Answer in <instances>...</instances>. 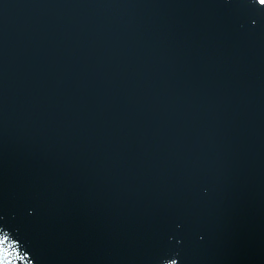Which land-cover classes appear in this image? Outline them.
Returning <instances> with one entry per match:
<instances>
[{
  "label": "water",
  "instance_id": "95a60500",
  "mask_svg": "<svg viewBox=\"0 0 264 264\" xmlns=\"http://www.w3.org/2000/svg\"><path fill=\"white\" fill-rule=\"evenodd\" d=\"M0 264H264V5L0 0Z\"/></svg>",
  "mask_w": 264,
  "mask_h": 264
},
{
  "label": "snow or ice",
  "instance_id": "6c2138e0",
  "mask_svg": "<svg viewBox=\"0 0 264 264\" xmlns=\"http://www.w3.org/2000/svg\"><path fill=\"white\" fill-rule=\"evenodd\" d=\"M259 2H260L262 5H264V0H259Z\"/></svg>",
  "mask_w": 264,
  "mask_h": 264
}]
</instances>
